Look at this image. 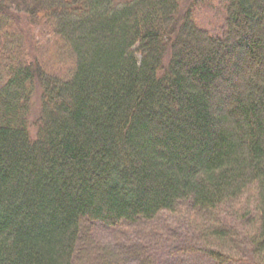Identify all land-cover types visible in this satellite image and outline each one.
I'll return each mask as SVG.
<instances>
[{"label": "trees", "instance_id": "obj_1", "mask_svg": "<svg viewBox=\"0 0 264 264\" xmlns=\"http://www.w3.org/2000/svg\"><path fill=\"white\" fill-rule=\"evenodd\" d=\"M223 7L219 34L191 0H0V264H74L84 218L186 211L223 238L218 209L252 186L264 264V0ZM31 24L51 28L68 73L28 51Z\"/></svg>", "mask_w": 264, "mask_h": 264}, {"label": "rangeland", "instance_id": "obj_2", "mask_svg": "<svg viewBox=\"0 0 264 264\" xmlns=\"http://www.w3.org/2000/svg\"><path fill=\"white\" fill-rule=\"evenodd\" d=\"M191 4L199 22L215 33H222L225 18L223 0H191ZM31 26L28 37L31 36L32 44L28 51L34 50V54L55 71L68 73L74 60L59 49L51 28L36 24ZM5 74L0 69V81ZM38 109L37 97L31 117ZM255 199V187L252 186L239 200L218 209L216 218L227 230L230 229V233L223 238L218 234L207 237L206 225L194 215H185L186 211H164L152 221L124 223L116 227L84 218L74 264H218L206 253L208 247L221 248L244 258L226 264H254L247 242L250 221L244 218V214L246 210H251Z\"/></svg>", "mask_w": 264, "mask_h": 264}]
</instances>
